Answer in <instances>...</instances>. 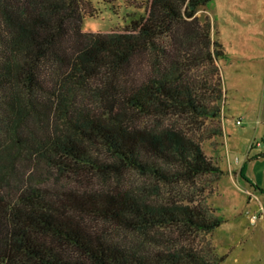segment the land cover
<instances>
[{"label":"trees","instance_id":"trees-1","mask_svg":"<svg viewBox=\"0 0 264 264\" xmlns=\"http://www.w3.org/2000/svg\"><path fill=\"white\" fill-rule=\"evenodd\" d=\"M210 1L147 0L143 16L94 33L83 0H0V264L222 260L164 241L221 223L166 190L221 172L178 122L220 112L223 52L198 15Z\"/></svg>","mask_w":264,"mask_h":264},{"label":"rangeland","instance_id":"rangeland-1","mask_svg":"<svg viewBox=\"0 0 264 264\" xmlns=\"http://www.w3.org/2000/svg\"><path fill=\"white\" fill-rule=\"evenodd\" d=\"M83 1L82 28L94 33L122 29L132 18L145 14L147 3ZM198 15L209 17L213 38L221 45L223 55L218 64L223 99L218 116L195 119L184 115L178 122L199 138L206 157L221 172L204 174L166 190L170 195L178 193L179 198L192 197L193 204L208 207L221 223L210 232L178 230L177 236L165 238V245L182 244L211 260L222 258L218 264H264V46L251 47L254 40L264 43V0H211ZM255 51L259 62L244 61L245 55L255 56ZM130 179L140 185L152 184L135 173H130ZM172 230H156L155 234ZM109 231L133 247L145 242L144 235L136 231L114 227Z\"/></svg>","mask_w":264,"mask_h":264},{"label":"crops","instance_id":"crops-1","mask_svg":"<svg viewBox=\"0 0 264 264\" xmlns=\"http://www.w3.org/2000/svg\"><path fill=\"white\" fill-rule=\"evenodd\" d=\"M214 35H216V31H215V29H214ZM217 39V38H216ZM217 41L219 42V40L217 39ZM254 43L255 44H252V45H254V46H252L251 45V47L252 48H254V47H258V46H264V45H262V43H263V40L262 41H258V43L257 42H255V40H254ZM264 44V43H263ZM255 56H254V54L251 56V54L250 55H245V57H243V59H244V61H246V60H248L249 59V61H251V60H253V59H255L256 61L255 62H259V60H261V59H259L258 57H260V56H258L257 54H258V52L257 51H255ZM259 59V60H258Z\"/></svg>","mask_w":264,"mask_h":264},{"label":"built area","instance_id":"built-area-1","mask_svg":"<svg viewBox=\"0 0 264 264\" xmlns=\"http://www.w3.org/2000/svg\"><path fill=\"white\" fill-rule=\"evenodd\" d=\"M240 121H237V123H239Z\"/></svg>","mask_w":264,"mask_h":264}]
</instances>
